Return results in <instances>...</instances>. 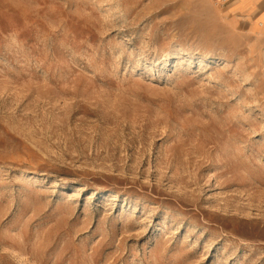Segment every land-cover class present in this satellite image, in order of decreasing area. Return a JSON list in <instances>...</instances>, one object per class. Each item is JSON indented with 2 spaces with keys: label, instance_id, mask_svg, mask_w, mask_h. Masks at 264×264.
<instances>
[{
  "label": "rangeland",
  "instance_id": "obj_1",
  "mask_svg": "<svg viewBox=\"0 0 264 264\" xmlns=\"http://www.w3.org/2000/svg\"><path fill=\"white\" fill-rule=\"evenodd\" d=\"M256 1L0 0V264H264Z\"/></svg>",
  "mask_w": 264,
  "mask_h": 264
},
{
  "label": "crops",
  "instance_id": "obj_2",
  "mask_svg": "<svg viewBox=\"0 0 264 264\" xmlns=\"http://www.w3.org/2000/svg\"><path fill=\"white\" fill-rule=\"evenodd\" d=\"M229 1H232V2L236 3L237 0H228L227 2H229ZM254 4H255L257 7H254V8H252V9H250V10H251V11H250L251 22H252V17L255 15V13H256L257 11H260L261 16L264 17V0H258V1H256ZM246 11H249V10H246ZM247 15H249V12H248ZM247 15H246V16H247ZM252 26H253V25H252Z\"/></svg>",
  "mask_w": 264,
  "mask_h": 264
},
{
  "label": "built area",
  "instance_id": "obj_3",
  "mask_svg": "<svg viewBox=\"0 0 264 264\" xmlns=\"http://www.w3.org/2000/svg\"><path fill=\"white\" fill-rule=\"evenodd\" d=\"M218 1H221V2H227L228 0H218Z\"/></svg>",
  "mask_w": 264,
  "mask_h": 264
}]
</instances>
